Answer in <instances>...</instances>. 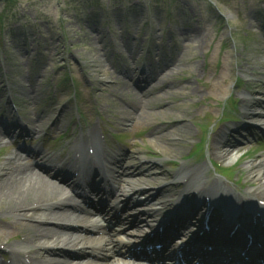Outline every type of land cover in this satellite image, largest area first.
<instances>
[{"label":"rangeland","instance_id":"374dc122","mask_svg":"<svg viewBox=\"0 0 264 264\" xmlns=\"http://www.w3.org/2000/svg\"><path fill=\"white\" fill-rule=\"evenodd\" d=\"M64 72L76 90L71 82L61 94ZM162 80V87L149 91ZM8 88H16L33 112L42 116L49 109L45 122L57 117L45 130L52 138L80 130L71 117L74 91L81 111L89 103L109 111L126 138L112 145L117 167L131 170L149 167L159 156L185 154L196 125L217 121L222 103L215 108V101L233 93L241 105L262 113L254 117L257 125L237 124L223 135L240 146L229 156L246 154L242 169L257 186L248 166L264 164V0H0V171L14 152L23 158L18 146L29 141L16 140L12 131L31 134L4 102ZM1 200L0 234L45 222L40 208L26 212L35 219H25L3 211Z\"/></svg>","mask_w":264,"mask_h":264},{"label":"bare ground","instance_id":"6f19581e","mask_svg":"<svg viewBox=\"0 0 264 264\" xmlns=\"http://www.w3.org/2000/svg\"><path fill=\"white\" fill-rule=\"evenodd\" d=\"M164 83L166 82H163L162 80V82L160 81L150 86L151 88L149 91H154L162 87ZM140 101L141 98H137L131 103L136 106V104ZM253 111L255 110L248 108L246 114L251 118L259 117L260 114H262H256ZM183 120L184 119H179L178 122ZM34 129L35 127L32 128L33 132H35ZM235 149H239V147H235ZM226 154H229L228 150H224L223 155ZM5 165L7 164L4 163L3 166ZM34 168L35 167H33V165H23L19 163L18 160L15 161V164L10 163V166L2 168L0 172V198L4 197L3 200L0 199L1 203L4 202L2 210L11 213L17 212L22 216L35 218V216H33L32 214L27 215L26 210L31 208H41L45 212V217L43 218L47 220V223L49 224H59L60 222H64V220L72 222L70 216L71 212L68 213L67 210L59 211V209L65 208L68 205L69 199H71V195L67 193L66 183L61 184L59 183L58 178L52 179L51 176L42 173L38 169L34 170ZM249 168L252 170V174L256 175L258 178L257 181L259 184L258 188L255 190V193H257V191L260 189L264 190V164H261V162H255L249 164ZM147 169L148 168H145L144 170ZM130 170L131 169L129 168H122V170L118 174L121 177L127 174H132L130 173ZM137 171L142 172L143 169L137 168ZM247 192L250 194L251 191ZM20 210H23L25 213H19ZM21 226L22 229L24 226L30 229V231L28 232V239H31V242L24 243V245L27 246H31L33 243H38L39 246H45V244L50 240L55 241L56 244H64L70 247L84 245L89 242V240H87V236L81 232L74 234L73 232L63 231L62 229H57L49 225L41 226L38 224L31 225L29 223H24ZM259 235L262 234H257L256 237H259ZM110 243H114V240L111 239ZM114 246L116 247V249L117 247L119 248L117 244H114ZM60 250L61 249H59L58 251H53V253L52 251H50L45 254L46 256L43 257L42 264H79V262H71L64 255V253L67 252L66 250L61 251V255L58 256ZM39 253L35 252V254ZM109 264L140 263L136 261L116 259Z\"/></svg>","mask_w":264,"mask_h":264}]
</instances>
